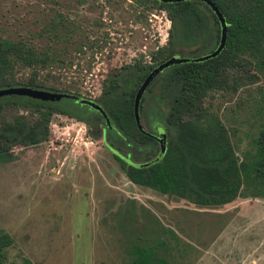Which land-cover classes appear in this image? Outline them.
<instances>
[{
    "label": "rangeland",
    "instance_id": "1",
    "mask_svg": "<svg viewBox=\"0 0 264 264\" xmlns=\"http://www.w3.org/2000/svg\"><path fill=\"white\" fill-rule=\"evenodd\" d=\"M168 26L165 10L150 0H0V36L54 51L37 74L44 85L93 100L105 75L164 44ZM205 48L181 45L173 53ZM238 82L202 101L237 155L264 124V77ZM155 93L151 85L146 95ZM98 128L53 112L47 138L14 144L13 157L0 161V227L12 236L4 264L22 256L34 264H128V244L140 237L162 238L159 253L171 264H264V195L200 206L134 183Z\"/></svg>",
    "mask_w": 264,
    "mask_h": 264
},
{
    "label": "trees",
    "instance_id": "2",
    "mask_svg": "<svg viewBox=\"0 0 264 264\" xmlns=\"http://www.w3.org/2000/svg\"><path fill=\"white\" fill-rule=\"evenodd\" d=\"M212 1L226 23L222 47L206 58L163 66L139 97V121L146 123L141 128L135 124L133 96L146 72L181 45L206 43L203 52L183 54L198 55L217 43L219 22L203 0H150V4L163 8L169 19L166 42L151 49L148 59L134 57L102 78L94 100L107 121L98 109L70 96L40 99L0 95V161L13 157L14 144L29 145L47 138L50 115L60 112L89 127L99 126L102 143L134 183L200 206L220 205L237 195H264V124L252 138V146L237 155L224 125L202 105L203 97L213 88L236 87L241 78L254 81L264 77V0ZM53 52L48 44L37 47L22 36H0V86L26 84L58 89L45 86V76H37L53 61ZM22 67L29 71L16 76V70ZM151 85L156 93L146 95ZM159 104L165 105L163 112ZM159 123L168 133L162 154L146 165L134 164L156 154L158 143L153 134ZM11 242V234L0 227V264H4ZM163 246L160 237L131 241L128 264H171L159 253ZM20 264L34 262L22 256Z\"/></svg>",
    "mask_w": 264,
    "mask_h": 264
},
{
    "label": "water",
    "instance_id": "3",
    "mask_svg": "<svg viewBox=\"0 0 264 264\" xmlns=\"http://www.w3.org/2000/svg\"><path fill=\"white\" fill-rule=\"evenodd\" d=\"M161 1H173V0H161ZM205 1L212 11L214 12L218 22H219V35L217 39L216 45L209 51L198 54V55H178L175 53H171L166 58L162 59L161 61L157 62L154 66H152L146 74L143 76V78L140 80L139 84L137 85V88L134 92L133 96V116L135 120V124L137 127L141 128V123L139 121L138 116V101L139 97L143 91V89L146 87V85L149 83V81L152 79V77L163 67L170 63L177 62V61H184V60H199L202 58H206L209 56H212L216 54L219 49L222 47L224 39H225V32H226V23L224 21V18L217 7V5L212 0H203ZM2 94H23L28 95L30 97L34 98H40V99H53V98H59L60 96H70L73 98L78 99L79 101L85 102L89 104L90 106L98 109L101 114L104 115L105 121H107V117L103 111V109L100 107V105L91 98H85L82 96H75L73 94H70L68 92L59 91V90H51L43 87H37L32 85H26V84H11V85H4L0 86V95ZM155 139L158 143V150L156 154L149 160L142 161V162H133L136 165H146L152 161L157 160L160 155L162 154L165 144H166V132L163 127L157 126L156 132L153 134Z\"/></svg>",
    "mask_w": 264,
    "mask_h": 264
}]
</instances>
